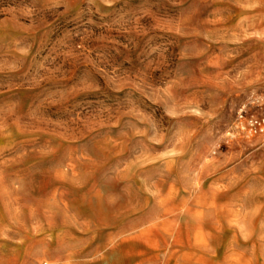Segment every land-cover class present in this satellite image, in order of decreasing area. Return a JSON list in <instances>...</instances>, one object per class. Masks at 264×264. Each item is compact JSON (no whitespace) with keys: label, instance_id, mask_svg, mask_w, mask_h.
<instances>
[{"label":"rangeland","instance_id":"1","mask_svg":"<svg viewBox=\"0 0 264 264\" xmlns=\"http://www.w3.org/2000/svg\"><path fill=\"white\" fill-rule=\"evenodd\" d=\"M0 264H264V0H0Z\"/></svg>","mask_w":264,"mask_h":264}]
</instances>
